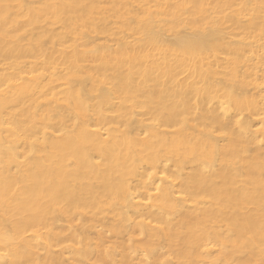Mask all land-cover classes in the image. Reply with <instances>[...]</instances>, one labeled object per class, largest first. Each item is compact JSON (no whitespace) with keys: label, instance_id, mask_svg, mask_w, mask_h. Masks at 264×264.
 <instances>
[{"label":"bare ground","instance_id":"1","mask_svg":"<svg viewBox=\"0 0 264 264\" xmlns=\"http://www.w3.org/2000/svg\"><path fill=\"white\" fill-rule=\"evenodd\" d=\"M264 0H0V264H260Z\"/></svg>","mask_w":264,"mask_h":264},{"label":"snow or ice","instance_id":"2","mask_svg":"<svg viewBox=\"0 0 264 264\" xmlns=\"http://www.w3.org/2000/svg\"><path fill=\"white\" fill-rule=\"evenodd\" d=\"M260 264H264V260H262V261L260 262Z\"/></svg>","mask_w":264,"mask_h":264}]
</instances>
